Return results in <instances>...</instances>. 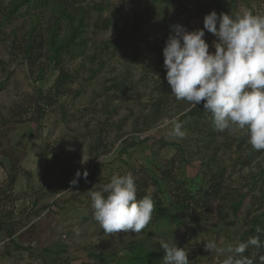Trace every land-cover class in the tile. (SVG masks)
I'll use <instances>...</instances> for the list:
<instances>
[{"label": "rangeland", "instance_id": "1", "mask_svg": "<svg viewBox=\"0 0 264 264\" xmlns=\"http://www.w3.org/2000/svg\"><path fill=\"white\" fill-rule=\"evenodd\" d=\"M215 4L216 0H85L79 49L64 53L57 64L49 62L45 49L36 44L51 28V9L36 11L31 42L37 48L30 63L23 51L30 41L31 16L25 8L11 24L0 27V219L13 230L12 237L0 231V264H114L128 258L133 243L161 247V241L188 251L189 264H223L225 257L209 252L205 244L237 243L242 230L264 210V150L252 149L239 128L216 131L211 113L199 120L189 112L181 115L184 139L169 135L171 126L161 127L165 118L189 107L174 97L165 78L162 49L174 34L172 26L203 28V18ZM221 4L225 14L248 9L264 15V0ZM204 39L214 52L217 37L205 30ZM60 71L66 73V81L36 123L31 119L37 116L32 110L38 91L53 94ZM204 163L222 171L220 196L226 194L228 200L212 198L199 208L198 198L189 196L187 225L159 220L139 234L106 235L93 218L89 193L113 175L131 173L137 192L155 195L166 207L173 194L182 197L206 190ZM97 166L96 177L88 179ZM165 167L172 175L170 186L162 180ZM85 170L87 179L81 177L84 183L73 186L75 173ZM10 175L15 181L8 185ZM175 179L180 181L176 184ZM193 180L198 181L190 189ZM159 184L164 192L157 191ZM241 196L242 208L235 216L231 202ZM223 205L225 222L219 214ZM247 251L253 264H264V239L261 251L252 245Z\"/></svg>", "mask_w": 264, "mask_h": 264}, {"label": "clouds", "instance_id": "2", "mask_svg": "<svg viewBox=\"0 0 264 264\" xmlns=\"http://www.w3.org/2000/svg\"><path fill=\"white\" fill-rule=\"evenodd\" d=\"M162 49L163 66L171 93L189 105L184 112L165 118L161 127L171 126L169 135L184 139L186 132L180 116L203 102L211 113L216 131L239 128L256 151L264 150V15L245 9L236 14L212 10L203 18V28L186 30L176 24ZM205 30L217 37L214 52L205 42ZM87 171L76 172L70 183L75 186ZM93 218L104 233L129 231L139 234L148 227L155 210L151 193L137 199V185L131 173L113 175L99 190L89 193ZM257 232L261 229L257 228ZM259 236L246 242L205 248L223 256V264H253L243 254L249 245L259 247ZM164 264H189L188 251L176 243L161 241Z\"/></svg>", "mask_w": 264, "mask_h": 264}, {"label": "trees", "instance_id": "3", "mask_svg": "<svg viewBox=\"0 0 264 264\" xmlns=\"http://www.w3.org/2000/svg\"><path fill=\"white\" fill-rule=\"evenodd\" d=\"M85 0H10L9 2L2 3L0 0V11H1V18H0V27L5 24H11L13 22L14 17L19 13L22 12V8H25V14H29L31 19L28 21L29 30H28V40L30 39L29 43L23 47V51L25 54V59L30 63L31 52L33 48H37L39 50L45 49L47 52V59L49 62L54 61L57 64L60 60L59 58L66 52L72 49H79L78 43L81 40V33L83 31V24H84V17L82 13V5ZM51 9L54 20L52 21L51 28L48 30L45 39H38L39 42L33 44L31 42L34 39L33 31H36V24L38 22L39 15L37 14V10L41 9ZM219 16V14L224 13L223 6L221 4V0H216L215 8L213 9ZM78 12V15H77ZM76 19V24L74 23ZM60 30L63 31V35H60ZM31 36V37H29ZM1 64V62H0ZM66 81V73L60 71V73L56 76L54 81V85L51 87L53 88V94H41L38 91V99L35 101V105L33 106V111L36 112L37 116L31 120L35 121L36 123L39 122L45 112L46 107L51 106L54 103V97L60 93V88L62 84ZM154 109L157 112L158 106ZM27 114V112H26ZM206 114H210L207 110L203 108V102L197 104L195 108H192L189 111V116L194 117V119L199 120L200 118L206 116ZM183 151V150H182ZM168 164V162H167ZM205 168L203 171L204 177H208L206 179V190L198 192L197 194H188V196H180L179 194H173L171 196V202L165 207L162 202L152 195V198L155 202V210L153 212L152 220L150 221L149 225H154L158 223L159 220L165 223V225H169L172 223L179 224V225H187L185 222L184 216L186 213L189 212L190 204L188 203L187 199L191 197H197L198 203L197 207L202 208L205 207L208 202L212 198L220 199L222 201L228 200L227 196H220V187L222 185V171L216 172L213 171L208 163L202 164ZM99 166H97V170L91 174L88 179L92 180L96 177L97 171ZM169 169L165 167L162 170V180L163 183H167L169 185L170 181L168 180L172 175L169 174ZM202 174V173H201ZM201 174L199 173V180L201 178ZM198 177L196 179H198ZM15 181V177L13 175L8 176L7 182L8 185H11L12 182ZM173 181V180H172ZM171 181V182H172ZM180 181L179 179H175L174 182L176 184ZM198 180L191 181V188L195 189L194 182ZM203 181V178H201ZM84 183V179H79L78 184ZM143 186V185H142ZM138 185V187H142ZM170 186V185H169ZM162 191L160 184L157 188V191ZM138 191V190H137ZM164 192V191H162ZM201 193V194H200ZM145 193L144 190L137 192V199L143 198ZM200 194V195H199ZM198 195V196H197ZM4 196V194H2ZM6 196V194H5ZM4 196V197H5ZM1 197V195H0ZM243 196L240 197L239 200H236L232 203V213L233 215H238V212L242 208L243 204ZM1 201V200H0ZM223 205L219 208L220 218L222 222L227 220L228 213L226 212V207ZM195 224L199 223L200 220L194 219L192 220ZM191 221V222H192ZM199 221V222H198ZM159 224V223H158ZM177 226V225H176ZM257 228L261 229V232H257ZM0 231H6V235L8 237H12L13 230L11 225L9 226L5 220L0 219ZM259 236L261 244L259 247L253 246L256 250H262V242L264 239V210L256 215L253 220L247 225L241 232L239 239L237 242H245L249 240V238ZM157 247V248H156ZM145 247L143 243L137 242L133 243L128 250L129 256L127 259L122 261H117L114 264H162L161 261L164 258V250L159 247ZM244 256L250 258L252 260L251 254L246 250L243 254ZM99 258V257H98ZM164 263V262H163ZM68 264H87V262H80V263H71ZM91 264H106L102 262V260L94 261Z\"/></svg>", "mask_w": 264, "mask_h": 264}]
</instances>
